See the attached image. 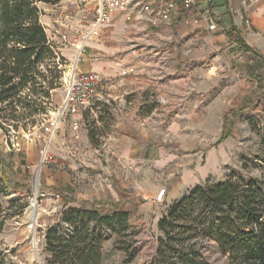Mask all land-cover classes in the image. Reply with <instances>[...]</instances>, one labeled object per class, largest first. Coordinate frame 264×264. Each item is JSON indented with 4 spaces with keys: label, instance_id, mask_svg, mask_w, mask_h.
Masks as SVG:
<instances>
[{
    "label": "rangeland",
    "instance_id": "1",
    "mask_svg": "<svg viewBox=\"0 0 264 264\" xmlns=\"http://www.w3.org/2000/svg\"><path fill=\"white\" fill-rule=\"evenodd\" d=\"M199 4L200 0L189 10ZM38 7L50 37L47 22L51 19L53 24L60 12L77 26L88 24L96 13L95 0H57ZM242 20L243 30L237 31L250 53L228 41L215 59L211 54L186 55V109L173 110V132L162 123L165 111L160 109L148 117L143 110L145 119L129 127L124 120L116 125L119 111L102 107L97 113L91 106L75 114L59 112L75 51L54 44L64 61L61 83L52 92L47 113L37 115L34 125L27 127H22L26 120L17 127L0 120V264H45L47 229L62 223L69 207L81 205L101 213L114 207L130 212L134 219L127 236L98 229L104 263L124 264L128 256L114 246L119 240L123 245L134 242L130 264H149L159 235L157 223L174 199L197 184L217 182L232 172L245 178L260 175L259 169L264 170V34L254 30L245 16ZM60 48L72 49L71 59L61 56ZM128 130L141 148L131 157L124 156L123 148L127 139L123 133ZM44 152L51 156L47 161L42 160ZM162 189V198L156 200ZM203 256L214 264L226 263L213 241L207 243Z\"/></svg>",
    "mask_w": 264,
    "mask_h": 264
},
{
    "label": "trees",
    "instance_id": "2",
    "mask_svg": "<svg viewBox=\"0 0 264 264\" xmlns=\"http://www.w3.org/2000/svg\"><path fill=\"white\" fill-rule=\"evenodd\" d=\"M56 1L0 0V120L5 124L17 127L26 120L22 127L34 125L37 115L47 113L52 92L61 83L64 59L48 38L38 7ZM226 36L250 53L234 25ZM259 172L247 178L232 172L217 182L197 184L175 200L157 223L149 264H214L203 256L210 241L225 264H264V170ZM61 221L66 228L57 223L45 233V264H114L103 262L98 229L127 236L134 219L114 207L101 213L81 205L69 207ZM124 243L116 240L114 246L128 256L123 263L130 264L134 242Z\"/></svg>",
    "mask_w": 264,
    "mask_h": 264
},
{
    "label": "crops",
    "instance_id": "3",
    "mask_svg": "<svg viewBox=\"0 0 264 264\" xmlns=\"http://www.w3.org/2000/svg\"><path fill=\"white\" fill-rule=\"evenodd\" d=\"M163 1L146 0L152 9L148 11L136 1L128 8L115 10L110 21L100 25L98 35L88 41L77 64L79 72L100 75L90 110L97 113L102 107L112 113L119 111L116 125L121 124L120 120L126 121V127L140 125L145 116L160 109L165 111L162 123L173 132V110L186 109V55L204 58L211 54L217 58L221 45L229 41L226 29L234 25L243 30L244 16L254 30L264 34V0H200L199 8L189 11L178 3L167 20L155 12ZM50 20L47 23L53 37L48 38L54 44L60 42V33L79 25L63 12L55 16L53 24ZM59 50L61 56L71 59L73 54L68 52L72 49ZM128 68H133V72L123 73ZM123 134L127 138L124 156L137 155L141 148L136 137L130 135L134 132Z\"/></svg>",
    "mask_w": 264,
    "mask_h": 264
},
{
    "label": "built area",
    "instance_id": "4",
    "mask_svg": "<svg viewBox=\"0 0 264 264\" xmlns=\"http://www.w3.org/2000/svg\"><path fill=\"white\" fill-rule=\"evenodd\" d=\"M96 13L94 19L87 27L82 28L74 26L70 32L60 33V42L75 51V65L72 73L68 78L66 85L65 97L63 99L61 110L59 112H68L70 114L79 113L87 108L94 99L96 85L100 81V75L96 72H79L77 64L82 59L88 41L99 33L100 25L107 23L111 19L112 13L117 9H125L134 4L132 0H95ZM198 0H164L155 10L159 18L167 20L171 12L176 8L178 3L184 10H189L197 5ZM143 10H152L148 4L138 3ZM212 29L213 26H210ZM133 68L123 71L133 72ZM77 121H74V129L78 128ZM48 130H52L47 128ZM51 156L44 152L43 161H47ZM165 190L159 191L156 200H160Z\"/></svg>",
    "mask_w": 264,
    "mask_h": 264
},
{
    "label": "bare ground",
    "instance_id": "5",
    "mask_svg": "<svg viewBox=\"0 0 264 264\" xmlns=\"http://www.w3.org/2000/svg\"><path fill=\"white\" fill-rule=\"evenodd\" d=\"M158 193H159V192H158ZM32 209H33V208L31 207L30 210H29V213H28L30 217H32Z\"/></svg>",
    "mask_w": 264,
    "mask_h": 264
}]
</instances>
